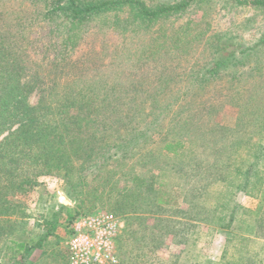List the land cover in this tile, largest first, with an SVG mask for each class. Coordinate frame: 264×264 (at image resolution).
I'll return each instance as SVG.
<instances>
[{
    "label": "trees",
    "instance_id": "obj_1",
    "mask_svg": "<svg viewBox=\"0 0 264 264\" xmlns=\"http://www.w3.org/2000/svg\"><path fill=\"white\" fill-rule=\"evenodd\" d=\"M207 1L211 0H56L57 10L68 20L58 32L63 61L76 49L88 18L102 20L97 23V34L105 33V27L126 32L132 30L134 19L140 26L152 24ZM231 1L264 11V0ZM18 19L16 14L5 27L21 28ZM188 32H163V44L155 46L151 54L158 55L168 40L173 42L181 34L184 49L190 44ZM23 37L0 31V264H29L27 256L43 247L48 237L43 234L38 244L30 238L25 207L15 198L33 191L43 177H53L69 187L68 196L76 192L88 196L98 187L100 196L95 197L106 200L115 215L135 214L134 221L140 227L145 228L153 215L155 224L147 229H161L160 237L172 233L173 220L159 216V212L181 213L187 228L192 226L189 217L195 223L212 224L213 212L231 190L260 201L264 193V32L254 44L236 31L215 35L212 60L196 77L198 89L183 95L164 88L134 92L121 86L129 84L127 80L101 93L91 88L94 80L89 82L87 77L95 70L92 59L76 64L73 72L59 79L26 74L21 51L27 43ZM224 75L230 84L244 79L251 87L230 91L229 101L241 103V113L233 122L211 124L215 109L220 107L192 103L203 96L204 86ZM170 80L160 78L159 83L167 85ZM47 81L52 88L41 90L38 103L31 104L36 83ZM161 96L171 100L164 106ZM183 98L187 101L179 106L177 102ZM170 115L174 119L167 122ZM141 151L146 152L136 164L150 170V163H154L160 172L140 185L142 191H134L128 184L133 167L122 166V161L113 169L108 167L113 166L116 156L126 160ZM126 168L128 172L123 173ZM90 170L96 178L92 183L88 182ZM219 186L223 188L213 190ZM85 215L71 217L69 225ZM232 222L231 218L219 227L229 229ZM245 225L250 234L264 237V214L250 216ZM224 254L223 259H227V252ZM263 257V251L257 255L247 251L235 258L236 264H260ZM176 258L174 263L181 264ZM195 264L215 263L201 260Z\"/></svg>",
    "mask_w": 264,
    "mask_h": 264
},
{
    "label": "rangeland",
    "instance_id": "obj_2",
    "mask_svg": "<svg viewBox=\"0 0 264 264\" xmlns=\"http://www.w3.org/2000/svg\"><path fill=\"white\" fill-rule=\"evenodd\" d=\"M55 1L0 0V31L24 36L27 44L21 51L22 66H25L23 71L32 76L49 75L51 79H59L73 72L76 64L81 65L85 60L92 59L91 64H94L95 70L88 72L87 77L89 82L94 80L90 83L91 88L101 93L126 80L130 83L121 86L131 88L134 92L138 90L154 92L164 88L171 93L180 92L183 95L189 90L196 91L199 86L196 77L204 73L212 60L211 47L215 35L236 31L247 42L254 44L264 32V11L239 6L231 0H211L201 6L193 5L178 16H171L152 24L146 22L140 26L138 20L134 19L132 30L126 32L122 30V32H112L107 29L108 27H105L106 29L102 27L105 33L97 34V23H101L102 20L88 18L83 25L76 49L63 61L64 49L58 32L63 30L68 20L63 12L57 10ZM63 6L66 7L65 4ZM16 14L20 16L17 22L21 28L5 27V23L13 21L12 18H15ZM187 29L189 32L186 34L190 44L184 49L181 34L173 42L168 40L158 55L151 54L155 46L163 44L162 41L165 40L162 37L163 32L170 34L179 30L184 32ZM94 54L96 56L93 57ZM244 70L245 67L242 68V72ZM170 77L172 80L169 84L159 83L160 78ZM142 81L144 83L140 84L139 82ZM51 84L48 81L46 84L37 82L34 86L36 94L32 96L31 104H37L41 90L51 89ZM204 87L203 96L192 104L205 103L211 108L220 107L218 110L215 109L216 113L213 114L211 124L216 122L226 125L228 122H233L241 113V103L229 101L230 91L243 90L251 87V84L245 85L244 79L242 82L230 84V78L224 75L222 78H215ZM161 97L164 106L171 100L165 96ZM184 100L186 98L177 102L179 106ZM145 104H149L148 101ZM174 106L172 104L173 108ZM172 119L174 117L170 115L166 121ZM150 149H154V146ZM145 152L141 151L135 157L126 160L116 156L113 166L108 167L113 169L120 161L122 166L133 167L128 177V184L134 191H142L140 185H146L160 172L154 169V163H150L153 164L150 170L136 164ZM127 168L123 173L128 172ZM88 172V182L92 183L96 178L91 175V170ZM118 178L119 175L112 180L113 183ZM143 179L147 182H142ZM123 186L124 183H121V187ZM68 188L66 189L62 182L53 177H43L33 191L15 197L25 207L23 215L26 216L30 238L38 244L43 234H48L43 247L33 250L27 256L29 264H68L71 240V227L68 223L70 218L78 214L94 215L112 212L106 200L94 196L97 194L100 196L98 187L90 191L88 196L78 192L68 196V193H71ZM222 188V186L214 187L213 190ZM185 208L184 206L181 209ZM141 214L143 215L140 216H149L148 213ZM262 214H264V193L258 201L231 190L229 194L224 195L220 207L213 212L211 217L213 223L210 225L192 222L194 218L189 217L188 222L192 226L186 228V220L182 218L181 213L159 212V216L173 220L172 233L163 237H160L163 235L161 229L154 231L147 229L155 224L156 217L153 215L150 216L145 228L134 221L137 217L135 214L117 215L119 231L114 239L115 256L118 258V264H167V262L175 264L176 257L180 258L181 264H195L201 260L206 263L213 261L215 264H236L235 257L240 253L248 251L257 255L264 252V237L250 234L245 225L250 216L256 218ZM177 218L180 221H177ZM231 218L233 222L229 229L219 227L227 224ZM54 224L55 229H52ZM188 228H192V231H188ZM160 241L164 243L160 245ZM157 244L160 248H156ZM224 252H227V259H223ZM260 264H264V261Z\"/></svg>",
    "mask_w": 264,
    "mask_h": 264
},
{
    "label": "built area",
    "instance_id": "obj_3",
    "mask_svg": "<svg viewBox=\"0 0 264 264\" xmlns=\"http://www.w3.org/2000/svg\"><path fill=\"white\" fill-rule=\"evenodd\" d=\"M68 264H118L114 239L119 218L112 212L85 215L71 225Z\"/></svg>",
    "mask_w": 264,
    "mask_h": 264
}]
</instances>
